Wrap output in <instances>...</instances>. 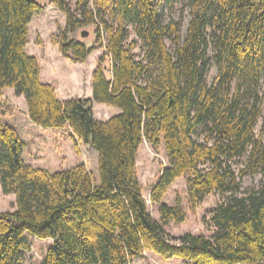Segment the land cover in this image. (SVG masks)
Segmentation results:
<instances>
[{"label":"trees","instance_id":"1","mask_svg":"<svg viewBox=\"0 0 264 264\" xmlns=\"http://www.w3.org/2000/svg\"><path fill=\"white\" fill-rule=\"evenodd\" d=\"M49 1L66 15L53 37L64 57L87 60L95 46L75 34L91 25L105 47L93 97L61 100L56 84L42 82L40 60L26 49L33 16L45 8L38 0H0V97L13 88L34 124L70 127L99 152V176L85 163L56 172L27 164L25 140L0 115V183L16 196V210L0 212V264L26 263L28 235L54 239L40 264H131L146 251L191 264H264V182L242 184L264 175L256 133L264 126V0ZM180 5L191 16L184 35ZM212 63L218 74L209 84ZM93 102L122 112L99 121ZM144 140L169 161L150 192L159 219L138 176ZM180 177L193 211L206 195H221L211 236L166 231L186 219L180 198L164 202Z\"/></svg>","mask_w":264,"mask_h":264},{"label":"rangeland","instance_id":"2","mask_svg":"<svg viewBox=\"0 0 264 264\" xmlns=\"http://www.w3.org/2000/svg\"><path fill=\"white\" fill-rule=\"evenodd\" d=\"M45 5L42 12H37L36 17L30 26L28 50L31 54L37 55L40 64L44 65L45 73L42 82L53 81V84H61L63 97L81 98L88 95L92 90L93 72L97 68L98 59L105 52V47H101L96 42L95 27L91 25L84 30L88 32L87 36H82V32H77L76 38L83 39L89 47L95 46V49L88 56L85 62H72L63 56L59 45L53 43V37L66 28V15L55 4L49 0H38ZM73 4L75 0H70ZM175 17L182 21V33H186L191 16L183 6L175 9ZM139 51V49H136ZM109 63V62H108ZM107 63V64H108ZM51 74V75H50ZM218 74L217 66L212 63L207 72V81L213 84ZM49 75V76H48ZM53 78V79H52ZM52 79V80H51ZM51 83V84H52ZM58 94V93H57ZM261 94L264 102V82ZM59 97V95H58ZM60 99V98H59ZM5 102V103H3ZM2 102L5 114H0L3 121L11 122V116H15L14 123L19 124V129L27 142V148L24 159L27 164L36 162L37 167L48 169L50 172H56L62 169H71L79 164L85 163L95 175L99 176V152L91 145L81 143L69 134V131L63 128H44L32 123L27 117L25 106L17 100L16 105H12L7 101ZM94 104V102H93ZM16 106V107H15ZM122 111L118 107L105 103H97L95 107L96 118L99 121H108L113 116L120 114ZM13 113L14 115H11ZM29 114V113H28ZM18 122V123H17ZM62 129V130H61ZM256 133L264 140L263 121L260 120ZM33 152H37L34 159ZM36 154V153H35ZM34 155V156H37ZM248 156L238 159L235 166L238 168L244 165ZM138 176L143 186V195L147 200L149 210L153 217L159 219L158 207L150 200V192L152 186L156 183L162 169L169 165V161L162 148L159 152L144 140L140 146L137 155ZM264 182V175L261 172L246 175L242 184L244 189L258 187ZM180 198L185 207L186 219L182 223L172 222L166 226V231L172 236L178 237L186 232L195 234H204L211 236L215 227L211 221L212 211L216 208L221 195L219 193H211L205 196L204 201L199 204L195 211L191 210L188 204V191L186 178L180 177L170 186L164 202L169 205H175L177 199ZM16 210L15 194H5L0 183V212H13ZM31 244V251L27 252V261L25 264H40L46 256L48 249L53 244L54 239H40L28 235ZM131 264H191L182 258L164 259L151 251H146L143 255L133 258Z\"/></svg>","mask_w":264,"mask_h":264},{"label":"crops","instance_id":"3","mask_svg":"<svg viewBox=\"0 0 264 264\" xmlns=\"http://www.w3.org/2000/svg\"><path fill=\"white\" fill-rule=\"evenodd\" d=\"M40 12H42V11H40ZM36 15H37V13H35L34 14V16H33V19H32V22H33V20H34V18L36 17ZM32 22H31V24H30V26H32ZM29 33H30V31H29ZM29 42H30V39L28 38V43H27V47H26V49H27V52L29 53V54H31L30 53V51L28 50V44H29ZM31 55H34V54H31ZM35 56H37V55H35ZM51 75V74H50ZM44 76H47L46 75V73H45V68H44V65L43 64H41V80H43V78H44ZM49 76V75H48ZM53 79V78H52ZM51 79V80H52ZM53 81H48V82H45V83H52ZM63 90H62V87H61V84L59 83L58 84V88H57V93H58V95H59V98L61 99V100H67V99H71V97L70 96H72V95H69V97H63V96H65V95H63ZM93 97V88H92V90L90 89V91H89V93H88V95L87 96H85V97H81V98H84V99H86V98H92ZM77 98H79V97H77ZM17 100H19L20 102H21V104H23L24 106H25V112H26V114H27V117L28 118H30L29 117V114H28V105H27V101H26V99H25V97L22 95V96H19V95H17L16 94V92H15V90L13 89V88H5L4 89V91H3V95L0 97V101L1 102H3V101H7V102H9L10 104H12L13 106L14 105H16V101ZM3 103H5V102H3ZM96 104H97V102H94V104H93V111H94V114H95V107H96ZM16 107V106H15ZM11 115H14L13 113H11ZM95 117H96V114H95ZM13 118V120H11V122H9L8 124H10V125H12L13 127H15L16 129H17V131H18V133H19V135L25 140V138L23 137V135H22V133H21V131H20V129H19V124H16V123H14V118L16 119V117L15 116H11L10 117V119H12ZM31 121V120H30ZM32 122V121H31ZM18 123V122H17ZM33 123V122H32ZM41 127V126H40ZM53 129V128H52ZM57 130V129H56ZM62 130V129H61ZM63 130H67V131H69V134L70 135H72L73 136V138H77V136L74 134V132H73V130L70 128V127H65V128H63ZM77 141H78V145L80 146V144L81 143H83V142H81V141H79L78 140V138L76 139ZM25 142H26V140H25ZM81 147V146H80ZM26 148H27V142H26V146H25V149H24V153H23V156L25 155V152H26ZM34 154L32 155V157L34 158V159H36V157H40V155H37V152H33ZM36 153V154H35ZM34 155H37V156H34ZM30 164V163H29ZM30 165H32L33 167H37V165H36V162H31V164Z\"/></svg>","mask_w":264,"mask_h":264},{"label":"water","instance_id":"4","mask_svg":"<svg viewBox=\"0 0 264 264\" xmlns=\"http://www.w3.org/2000/svg\"><path fill=\"white\" fill-rule=\"evenodd\" d=\"M88 35V32L86 31V30H84L83 32H82V36H87Z\"/></svg>","mask_w":264,"mask_h":264}]
</instances>
